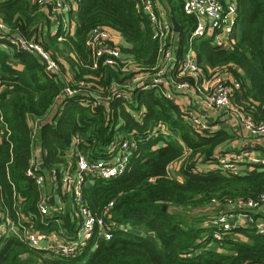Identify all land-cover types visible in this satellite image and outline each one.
<instances>
[{"label":"trees","instance_id":"1","mask_svg":"<svg viewBox=\"0 0 264 264\" xmlns=\"http://www.w3.org/2000/svg\"><path fill=\"white\" fill-rule=\"evenodd\" d=\"M76 1V33L63 36L61 32L52 35L51 20L37 0H0V21L18 36L52 53L62 72L50 73L39 57L14 46L12 54L0 48V117L4 125L0 139V207L8 210L15 222L20 221L18 212L30 217L41 230L58 231L55 220L59 217L69 226L68 214L58 215L52 209L54 216L43 217L39 212L42 194L28 176L36 147L45 152L40 173L51 178L55 171L56 182L60 183L71 163L68 156L76 135L83 143L73 159L83 153L90 159L107 160L114 141L132 139L137 150L124 174L111 180L94 179L83 190L92 212L113 223V238L99 239L93 254L91 243L76 257L54 259L9 237L0 243V264H264V234L242 229L219 242L213 238V229L204 226L207 218L204 222L183 220V214L190 210L209 209L213 198L251 199L264 191V166L239 176L203 171L216 162L217 151L235 139L227 130L197 132L184 110L165 97L161 86L136 91L129 105L114 99L96 107L84 106V93L74 97L64 94L66 68L73 76L70 86L82 81L93 84L89 88L92 99L111 95L113 85L130 79L121 67H93L86 41L98 27L121 34L126 43L121 48L123 56L142 70L153 73L159 63L160 46L141 0ZM155 1L169 13L174 10L179 26L177 59L192 50L206 72L208 68L227 67L241 84L235 105L255 122H263L264 0H235L238 34L227 49L216 47L211 38H192L197 18L185 13L184 0ZM2 43L5 40H0ZM16 64L24 69H15ZM142 110L138 121L133 112ZM57 111L59 118L43 124L34 138L32 121ZM159 124L165 125L171 135L154 132ZM171 167H178L176 173H171Z\"/></svg>","mask_w":264,"mask_h":264},{"label":"built area","instance_id":"2","mask_svg":"<svg viewBox=\"0 0 264 264\" xmlns=\"http://www.w3.org/2000/svg\"><path fill=\"white\" fill-rule=\"evenodd\" d=\"M37 1L43 6L51 22L57 26L53 35L59 32L63 36L75 35L78 26L76 0ZM141 6L154 31V40L160 46L159 63L153 73L142 70L132 59L123 56L122 47L114 38L118 32L108 27H98L90 33L86 41L93 67L98 68L100 64L111 68L121 67V71L129 75L130 79L124 84L113 85L111 95L97 99H92V93L89 92L92 83L82 81L70 86L69 84L73 81L66 80L64 94L67 97H74L84 93L87 97L82 98L81 104L96 107L97 104H107L114 99H120L129 105L136 91L160 86L163 87V93L169 100H174L176 93L185 92L188 105L181 108L186 114V119L197 132L204 133L213 129L210 121L213 113H227L234 116L237 124L234 123V125L239 127L236 136L239 139L249 140L240 150L235 147L232 152L227 153L218 150L215 155L216 162L209 166L211 169L219 170L229 176H239L242 169L246 167L255 168L264 165V159L257 155L259 147L264 148V121L255 122L235 105V96L241 90L240 82L227 72V67L208 68L206 72L199 65L192 50L183 59H177L175 56L176 32L169 11L155 0H141ZM184 11L187 15L197 18V26L192 33L193 39L210 37L216 47L226 49L235 42L234 35L238 34V7L235 0L225 2L184 0ZM2 39L7 40L11 46L19 50L39 56L47 62V71L60 75V65L53 58L52 53L45 51L39 43L18 36L0 21V40ZM59 41H63V37L59 38ZM184 78L190 80H183ZM143 112L142 110L134 115V118L141 121ZM39 122L40 120H34L31 123L34 138ZM154 132L164 136L171 135L163 124H159ZM82 143L83 139L80 135L73 138L75 148L73 153ZM136 150L137 143L132 139H125L116 140L111 144L109 153L114 154L112 160L90 159L83 153H77L75 165L68 166L60 183L56 182L55 171L52 172L51 178L40 173L41 165L33 157L28 176L34 179L42 194L38 205L40 214L43 217H49L52 214V208L60 215L66 213V205L63 201L54 203L55 206L52 207L50 197L45 195L47 182H50L54 189L62 185L67 192L73 194L71 205L79 223V229L74 238L60 234L58 231H44L37 228L30 217L20 212L17 213L20 221L15 222L8 210L0 207V243L6 238L14 237L32 249L60 259L76 257L91 243L94 244L93 248L96 247L99 239L111 240L115 229L113 223L92 212L85 203L83 190L90 179L111 180L123 175L131 158L128 153L134 154ZM172 170L171 167V173ZM263 208L264 191L258 197L251 199L213 198L204 226L213 229V238L219 242L228 236H236L242 229L252 228L259 234H264V217L257 213V210Z\"/></svg>","mask_w":264,"mask_h":264},{"label":"crops","instance_id":"3","mask_svg":"<svg viewBox=\"0 0 264 264\" xmlns=\"http://www.w3.org/2000/svg\"><path fill=\"white\" fill-rule=\"evenodd\" d=\"M56 28H57V26L53 22H51L50 32L52 33V35H53L54 31L56 30ZM236 37H237V35H234V39L235 40H236ZM114 38H115L116 43H118L119 46L122 47V46H124L126 44L124 39H123V37L121 36V34H119V33L116 34ZM207 38H210V37H207ZM2 40H5V39H2ZM232 43L234 44L235 42H232ZM232 43L228 47H231L233 45ZM0 48L5 50V51H7L10 54L13 53L12 52V46L8 43L7 40H5L4 44L3 43L0 44ZM70 55H71V57H73V55L71 53H70ZM37 57H39V56H37ZM40 60L42 61L41 58H40ZM61 61H62L63 64L66 65V62L63 59H61ZM42 63H43V61H42ZM14 68L19 70V71H22L24 69V67L22 65H20V64H16L14 66ZM66 70H67L66 73L63 74V78L65 80H67V81H72L73 80V76H72L71 71L69 70V68H66ZM169 75L171 76V73H169ZM149 89H146V90H149ZM174 101L180 107H184V106L188 105L187 99H185V92H180L178 94L176 93V97H175ZM190 105L191 104H189V106ZM194 106H195V104H194ZM127 109L129 110L130 108L127 106ZM138 113L139 112H133V117H134V115H137ZM57 117L59 118L58 111H57V113L52 112L49 116H46L45 118L40 119V122L37 124L38 128L36 129V134L38 133L39 129L42 127L43 124H45L47 122H51V121H56ZM210 121H211V124H212V127H213L214 131H217V130H220V129H225L234 137L236 136L237 132L239 131V127L234 125V123L236 124V121H235L234 116L232 114L213 113L211 115V117H210ZM3 131H4L3 120L0 117V139H1V134L3 133ZM248 141H249L248 139H239L236 136L234 140H232L229 143H227L224 146H222L219 149V151H222L223 153L232 152L234 150V147L237 150L238 149L240 150V149H242L243 146H245L248 143ZM72 146H73L72 150H71L70 155L68 157H69V160L71 161L70 165L74 166L75 163H76V159H73V156H74L73 155L74 145L72 144ZM44 155H45V152L43 151V149L40 146H37L36 149H35L33 157H35L36 161L38 163H40V165L43 164V156ZM257 155H259L261 158L264 159V148L259 147ZM113 156H114V154H110L109 153V157H108L107 160H112L114 158ZM128 156L132 157L133 154H129L128 153ZM68 157H67V159H68ZM72 159H73V161H72ZM260 166H264V165H260ZM253 169H255V168L246 167V168L242 169L240 175L244 174L245 171H252ZM211 170H213V169H211L209 166H205V168L203 169V171H206V172L207 171H211ZM92 182H93V179L88 180L86 186H89ZM45 195L50 197V199L53 198V200H54V202H56V204L59 203L60 200L65 203V205H66V213L65 214H68L69 222H70L69 226L65 225V221L63 219H61V217L56 219L55 222L59 226L58 232H60V234H65V235H68L71 238H74L75 235L77 234L78 229H79V223H78V221L75 218L74 210H73V207L71 205L73 194L67 192L66 189L62 185L58 186V187H56L54 189L53 186L51 184L49 185L48 182H47V185L45 187ZM54 202H53V205H54ZM53 205L51 204L52 207H53ZM257 213H258V215H260V216L262 215V217H264V208L262 210H257ZM58 215H60V214H58ZM52 216H54L53 215V210H52L51 216H49V217H52ZM53 231H56V230H53ZM143 234H145V233L143 232ZM150 237H151V235H150ZM240 237H241V240L247 241L246 237H244V236H240Z\"/></svg>","mask_w":264,"mask_h":264},{"label":"rangeland","instance_id":"4","mask_svg":"<svg viewBox=\"0 0 264 264\" xmlns=\"http://www.w3.org/2000/svg\"><path fill=\"white\" fill-rule=\"evenodd\" d=\"M178 170V167H175V168H173V173H176L175 171H177ZM48 184L50 185V182H48ZM210 212V210H190L189 211V214H186V215H184L183 214V220L184 219H188V221H190L191 220V218L192 219H202V221L204 222V220H205V218H206V215L208 214ZM195 215V216H194ZM204 223H206V222H204ZM7 239V238H6ZM95 250H96V247H94L93 249H92V254L95 252Z\"/></svg>","mask_w":264,"mask_h":264},{"label":"water","instance_id":"5","mask_svg":"<svg viewBox=\"0 0 264 264\" xmlns=\"http://www.w3.org/2000/svg\"><path fill=\"white\" fill-rule=\"evenodd\" d=\"M170 19L173 23V26H174V29H175V32L178 33L179 32V26H178V23L176 21V18H175V13H174V10L173 9H170ZM44 65L47 66V62L42 60ZM53 198L50 200V203L53 205Z\"/></svg>","mask_w":264,"mask_h":264}]
</instances>
